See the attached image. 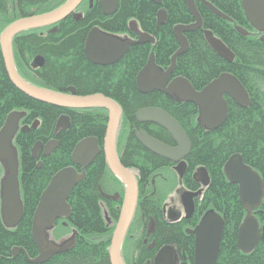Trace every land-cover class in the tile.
Masks as SVG:
<instances>
[{
	"label": "trees",
	"instance_id": "trees-1",
	"mask_svg": "<svg viewBox=\"0 0 264 264\" xmlns=\"http://www.w3.org/2000/svg\"><path fill=\"white\" fill-rule=\"evenodd\" d=\"M65 1L32 0L30 7L39 6L43 12L50 11ZM203 1L249 30L240 0ZM194 3L202 27L184 33L188 50L176 58L173 77L186 79L199 91L221 74L227 73L236 78L250 101L248 108L241 109L224 96L228 104L227 119L219 129L207 131L199 126L198 109L193 104L178 101L158 91L140 94L136 89L135 77L146 64L150 52H153L155 64L161 70H166L178 49L173 35L174 27L195 22L184 0H162L159 6L148 0H119L118 9L112 16H104L95 4L85 10L79 21L72 17L61 21L54 35L47 34L48 37L40 38L27 31L23 34L32 36H19L21 38L15 40L23 61L27 63L33 55L41 54L46 59V65L43 74L36 78L24 70L20 72L24 79L35 86L62 93L74 87L78 96L102 94L120 106L122 115L117 133L122 139V154L119 161L125 168L140 170L141 195L143 185L152 178L161 160L145 151L136 141L134 134L138 129L150 136L154 134L148 132L145 126L137 125L134 115L148 107L166 112L178 122L191 142L187 156L189 168L196 170L204 167L208 172L210 183L203 191L201 209L204 213L216 212L224 220L216 264H264V247L261 244L250 254L244 255L236 247L237 230L245 212L238 200L237 187L230 185L221 171L231 155H241L243 162L260 174L264 194V44L256 36L238 33L231 23L222 20L200 0H194ZM160 9L166 12L167 19L157 29ZM10 23L11 19L5 22L0 19V32ZM95 26L102 32L124 35L130 39L136 38L133 30L137 27L153 37L155 42L153 45L131 46L124 57L111 66H94L85 58L84 42L88 31ZM205 30L210 31L234 54L233 63L223 61L212 52L203 38ZM13 111L21 113L20 122L23 125L30 126L38 121V126L27 131L19 130L12 141L18 153L23 214L19 223L9 228L2 222L0 213V264H28L24 254L29 258L38 254L31 238V221L40 195L56 172L73 166L71 153L79 141L87 137L96 138L102 150L107 113L103 109L67 110L30 99L9 82L0 54V129L6 116ZM61 115L69 116L70 126L54 136V124ZM53 138L57 139L58 147L51 156L40 158L42 166L37 168V160L31 155L32 147L37 142L47 143ZM74 168L78 171L77 167ZM107 173L104 157L100 153L86 171V177L69 195L67 203L71 214L67 228L57 229L56 237L48 231L49 240L62 244L71 238L70 229H78L75 246L66 253L53 256L45 264H109L107 249L112 230L104 226L98 191ZM3 175L4 168L0 163V177ZM150 215L156 218L152 204L141 201L138 219L144 217L147 220ZM15 247L20 248L21 252L12 257L11 251Z\"/></svg>",
	"mask_w": 264,
	"mask_h": 264
},
{
	"label": "water",
	"instance_id": "water-1",
	"mask_svg": "<svg viewBox=\"0 0 264 264\" xmlns=\"http://www.w3.org/2000/svg\"><path fill=\"white\" fill-rule=\"evenodd\" d=\"M82 1L66 0L62 5L49 12L13 21L0 34V54L10 83L30 99L67 110L104 109L107 111L102 147L105 162L110 172L122 182L125 188L118 222L110 240L108 261L109 264H123L120 259V249L135 211L138 188L136 178L120 164L116 153L115 140L122 114L121 108L113 100L102 94L78 96L73 88H68L65 93H62L30 85L18 76L13 60L12 40L15 36L26 31L53 26L69 16H73L75 19L79 18L75 15V10ZM148 1L157 6L162 2V0ZM200 1L221 19H227L213 6L203 0ZM184 3L195 22L188 26L174 27L178 50L171 58L170 66L166 70H161L155 64L153 52L150 53L145 66L136 77V88L140 94L158 91L178 101L193 104L198 109V124L208 131H213L227 119L228 109L224 96L242 108L248 106L249 100L240 83L227 73L221 74L201 91H195L190 83L182 77L171 78L176 69V58L188 49L184 33L202 27V21L196 10L194 0H184ZM240 4L251 28L257 34L262 33L259 39L264 43V0H240ZM98 5L104 16H111L117 11L119 0H98ZM166 19V12L160 9L157 13V25H163ZM133 31L137 35L135 40L123 39L102 32L97 27L91 28L84 43V53L87 60L94 65H113L123 58L131 46L154 44V39L139 31L137 27ZM238 31L243 33L241 29ZM203 34L214 54L226 62H232V53L220 40L210 31H204ZM41 65L42 60L40 58H36L32 63L34 68ZM135 117L140 123H152L161 127L175 143V147H168L140 131L135 135V138L146 151L174 163L180 162L189 154L191 146L188 137L168 114L160 109L144 108L139 110ZM21 118V113L17 111L9 113L0 129V163L4 168L0 190V213L2 222L9 228L15 227L23 214L18 187L17 152L12 145L15 134L19 130H27L26 127H19ZM68 127L69 118L64 115L60 116L54 127V135ZM57 144L55 140L44 146L37 142L31 149L32 158L36 159L41 147L44 148V154L49 155L56 149ZM99 153L100 148L97 139L93 137L84 138L74 146L71 153L72 165L80 167L81 172L78 173L73 166H70L59 170L51 177L47 187L40 195L32 217L31 238L38 251V256L33 260L26 257L28 263L43 264L54 255L66 253L73 247L75 235L62 244H56L48 239V231L54 227L57 220L69 217L71 213L67 203L69 195L75 186L84 179L85 169ZM183 166L184 162L178 164V167ZM223 173L229 184L237 186L239 201L246 213L242 224L239 226L237 247L243 254H249L256 247L259 238L264 245V227L260 230L258 222L253 216V211L264 202L263 184L258 174L244 164L239 154L230 156L224 165ZM194 180H199L206 186L208 184L206 171L204 169L199 170L194 175ZM198 194L200 192L185 194L184 203L188 215L192 214L194 208L192 198ZM223 230V219L216 212L208 211L194 229L187 232L193 235L195 239L193 264H216ZM150 231L151 227L149 228ZM170 249V247L163 248L156 256L154 264H172L173 253ZM18 251L19 249H13V255Z\"/></svg>",
	"mask_w": 264,
	"mask_h": 264
},
{
	"label": "flooded vegetation",
	"instance_id": "flooded-vegetation-1",
	"mask_svg": "<svg viewBox=\"0 0 264 264\" xmlns=\"http://www.w3.org/2000/svg\"><path fill=\"white\" fill-rule=\"evenodd\" d=\"M31 3H32V0H0V16L2 17L0 19L4 22L7 19H11V23H12L13 21L17 19L28 17L34 13L46 12V11L43 12V10L39 8V6L30 7ZM95 4L99 7L98 0H83L80 6L75 11L76 12L75 15L78 16L79 18L75 19L73 16H69V17H72V19H74L75 21H79L80 19H82L85 10L87 11V9L91 8ZM59 23L53 26H48V27H44L41 29L31 30L32 32H29V33L36 34L40 38H46L48 37L47 34L54 35L57 33ZM26 32H23V33H26ZM23 33L18 34L12 40V52H13L14 66L18 70H21V71L24 70V72H28L29 75L31 76L43 74V68L46 65L45 57L41 54H35L26 63L23 61L18 48L15 46V40L21 38L19 36L27 35ZM253 34L260 38L262 33L257 34L254 31ZM29 36H32V35H28L26 36V38ZM118 36L122 37L121 35H118ZM36 58H40L42 60V65L34 68L32 67V63ZM89 63L92 64L91 62ZM94 66H100V65H94ZM108 66H111V65H108ZM100 67H106V66H100ZM148 108H152V107H148ZM64 116H67L69 118L68 115H64ZM56 121H55V124H56ZM35 122L36 124H34ZM35 122L31 124L30 126L23 125L22 122H20L19 125H20V128L26 127L27 130L36 129L38 126V121H35ZM55 124H54V127H55ZM69 126H70V118H69ZM119 126H120V123H119ZM145 127L148 132L154 134L152 136L147 134L151 138L155 139L156 141L168 147H171V148L175 147L174 141H172L170 137H167L166 134L162 132L163 131L162 129H161L162 131L158 130L160 128L155 125H153V127L146 125ZM27 130H24V131H27ZM53 135H54V128H53ZM119 137L120 136L118 132L117 137H116V141H117L116 153H117V156H119L118 158H120L122 154V144H121L120 150L118 151V144H120L119 141L122 140ZM52 140L57 141V139L55 138L51 139L50 141ZM47 143H42V145L44 146ZM57 147H58V144H57ZM54 151H52L49 155H45L44 148L41 147L36 157L37 167L40 168L42 166V161L40 160V158L49 157L52 155ZM155 157L160 158L161 161H158V166L155 167L154 173L151 178V185L152 184L155 185L157 183H162V184L170 183L173 189L170 191L169 195L166 196L164 201L158 207L156 218L153 219L151 231L149 232V229L147 228L148 222L143 223V221L140 222V219H138L139 218L138 216L139 203L144 200H147V202L149 201V199L146 196L141 195V192L139 190L141 186L140 182L142 179L140 170L135 169V168H130V169L127 168L136 178L137 187H138V196H137L136 208H135L132 220L130 222V225L128 227V230L126 232V235L121 245V249H120L121 261L123 264H154V260L156 258V255L159 253V251L162 248L170 247L171 248L170 250L173 253L172 254V264H193L194 263L193 260H194L195 239H194V236L191 234H188L187 231H192L194 227L199 223L202 216L205 214L203 212V209H201V206H200V201L202 199V195H203V191L205 187L199 181L194 180V175L196 174L195 173L196 171L189 168L187 156L181 160L184 162L183 167H178L179 162L174 163V162H171L169 160L163 159L158 156H155ZM77 169L78 171L76 169L75 170L78 173H80L81 168L77 167ZM18 176H19V164H18ZM122 190H123L122 184L116 178H114V176L109 171L106 175V179H105L103 186L102 185L98 186V191H99V196H100V201H99L100 210L103 216H106L107 218L111 220L110 226H112L115 222H117L119 218L120 207H121V203L123 199ZM190 192L191 193L200 192V194L192 198L194 208H193L192 214L188 215V211L184 203V197H185V194L190 193ZM263 206H264V202H262L261 205L256 210L253 211V216L256 218L258 222L260 230L264 227V221H263L264 208ZM150 218L151 217H149L148 219L151 220L152 218L151 219ZM68 222L69 220H67L66 224L63 225V221H60V220L56 221L53 227L54 230L50 231L51 235L56 237L55 231L59 229V227L67 228ZM108 226H107V229H109L110 227ZM136 228H138V231L135 233ZM70 232H71V238L75 235V243H76V237L78 236V229L76 228L73 230L70 229ZM75 243L73 247L75 246ZM259 244L262 245L261 238L258 239L256 247ZM20 252L21 250L16 252L15 255L12 254V257H15ZM58 255H61V254H58Z\"/></svg>",
	"mask_w": 264,
	"mask_h": 264
},
{
	"label": "bare ground",
	"instance_id": "bare-ground-1",
	"mask_svg": "<svg viewBox=\"0 0 264 264\" xmlns=\"http://www.w3.org/2000/svg\"><path fill=\"white\" fill-rule=\"evenodd\" d=\"M55 9V8H54ZM241 10H242V7H241ZM51 11V10H50ZM46 12H49V11H46ZM46 12H44V13H46ZM42 13V12H41ZM41 13H34V14H32V15H30V16H37V15H41ZM242 13H243V10H242ZM43 14V13H42ZM243 16H244V19H245V21H246V23H247V25H248V27H249V30H247V29H245V28H243V27H241L240 25H237L232 19H230L229 17H227V16H225L227 19H222V20H225V21H227V22H229V23H231L232 24V26H233V29H235L238 33H241V34H243V35H245V36H247V35H250V36H256V35H254L253 34V32H254V30L251 28V26L249 25V23L247 22V19H246V17H245V15H244V13H243ZM165 24V23H164ZM163 24V25H164ZM163 25H157V21H156V27H157V29H159L161 26H163ZM176 27V26H175ZM200 29V28H199ZM238 29H241V30H243V33L242 32H240V31H238ZM4 30V29H3ZM2 30V31H3ZM197 30V29H196ZM1 31V32H2ZM195 31V30H194ZM205 31H208V30H205ZM1 32H0V34H1ZM192 32V31H191ZM146 34V33H145ZM148 35V34H147ZM173 35H174V31H173ZM148 36H150V35H148ZM151 37V36H150ZM175 37V36H174ZM256 37H258V36H256ZM153 38V37H152ZM203 38H204V34H203ZM154 39V38H153ZM176 39V38H175ZM258 39H259V37H258ZM219 40V39H218ZM260 40V39H259ZM204 41H205V38H204ZM154 42H155V39H154ZM260 42H262L261 40H260ZM188 43V42H187ZM205 43L207 44V42L205 41ZM263 43V42H262ZM264 44V43H263ZM207 46H208V44H207ZM224 46L226 47V45L224 44ZM209 47V46H208ZM227 48V47H226ZM228 49V48H227ZM178 50V49H177ZM188 50V49H187ZM229 50V49H228ZM230 51V50H229ZM231 52V51H230ZM151 53V52H150ZM176 53V52H175ZM232 53V52H231ZM232 55H233V60H232V62H230V63H233V61H234V59H235V56H234V54L232 53ZM224 61V60H223ZM226 62V61H225ZM227 63H229V62H227ZM145 66V65H144ZM143 66V67H144ZM142 67V68H143ZM141 68V69H142ZM141 69H140V71H141ZM15 70H16V72H17V74H18V76L24 81V82H26V83H28V84H30V85H34L32 82H30V81H28V80H26V79H24L23 78V76H22V74H21V72H20V70H18V69H16L15 68ZM5 71V70H4ZM139 71V72H140ZM138 72V73H139ZM175 72V71H174ZM174 72H173V74H174ZM6 73V72H5ZM138 73H137V75H138ZM173 74H172V76H171V78H175V77H173ZM137 75H136V77H137ZM230 75V74H229ZM7 76V75H6ZM34 78H36L37 77V75L36 76H33ZM136 77H135V82H136ZM233 77V76H232ZM235 78V77H234ZM7 79H8V77H7ZM236 79V78H235ZM10 82V81H9ZM13 86V85H12ZM14 87V86H13ZM15 88V87H14ZM70 88H73L74 89V87H70ZM16 89V88H15ZM194 89V88H193ZM203 89V88H202ZM201 89V90H202ZM75 90V89H74ZM195 90V89H194ZM201 90H199V91H201ZM195 91H197V90H195ZM21 93V92H20ZM246 94H247V92H246ZM93 95V94H92ZM87 96H89V95H87ZM247 96H248V94H247ZM248 100H249V96H248ZM231 102H233L232 100H231ZM116 103V102H115ZM117 104V103H116ZM233 104L234 105H236L237 107H239V108H241V109H246V108H248L249 107V105H250V101H249V104H248V106L246 107V108H242V107H240L239 105H237L236 103H234L233 102ZM119 106V105H118ZM120 107V106H119ZM152 108H155V107H152ZM155 109H159V108H155ZM227 109H228V104H227ZM104 110V109H103ZM141 110V109H140ZM161 110V109H160ZM106 111V110H105ZM138 112V111H137ZM136 112V113H137ZM164 112V111H163ZM106 113H107V111H106ZM136 113H135V115H134V119H135V122H136V124L137 125H139V126H150V127H153V125L154 124H152V123H140V122H138L137 120H136ZM166 113V112H165ZM167 114V113H166ZM198 116H199V114H198ZM172 118V117H171ZM173 119V118H172ZM176 121V120H175ZM226 121V120H225ZM177 122V121H176ZM197 122H198V118H197ZM107 123V122H106ZM178 123V122H177ZM225 123V122H224ZM223 123V124H224ZM222 124V125H223ZM179 125V124H178ZM221 125V126H222ZM155 126H157V125H155ZM180 126V125H179ZM200 126V125H199ZM220 126V127H221ZM157 127H159V126H157ZM181 127V126H180ZM220 127H218L217 129H219ZM160 129H162L161 127H159ZM203 128V127H202ZM165 133H166V136L167 137H170V135L164 130V129H162ZM206 130V129H205ZM216 130V129H215ZM140 131H143V130H140V129H138L137 131H136V133L134 134V137H135V135L137 134V133H139ZM208 131V130H207ZM143 132H145L146 134H148L146 131H143ZM149 136V135H148ZM116 137H117V133H116ZM150 137V136H149ZM104 139V138H103ZM136 139V138H135ZM170 139H172L171 137H170ZM189 140V139H188ZM137 141V140H136ZM172 141H173V139H172ZM189 142H190V140H189ZM116 144H117V141L115 140V147H116ZM190 146H191V142H190ZM173 148V147H172ZM191 150V149H190ZM100 153H102V155H103V157H104V161H105V156H104V153H103V149L102 150H100ZM100 153L94 158V160L92 161V163L85 169V172H84V178L86 177V171L90 168V166H92V164L94 163V161H95V159L100 155ZM190 153V152H189ZM189 155V154H188ZM187 155V156H188ZM232 156V155H231ZM241 156V155H240ZM117 157H119V156H117ZM186 157V156H185ZM230 158V157H229ZM228 158V159H229ZM227 159V160H228ZM34 160H36V159H34ZM227 160L225 161V163L227 162ZM120 162V161H119ZM180 162H183V161H180ZM179 162V163H180ZM225 163L223 164V166H222V169H221V171H222V174L224 175V173H223V169H224V165H225ZM105 164H106V162H105ZM121 164V163H120ZM245 165H247L246 163H244ZM122 165V164H121ZM107 166V165H106ZM247 166H249V165H247ZM251 169H253L251 166H249ZM38 168V167H37ZM107 169H108V167H107ZM201 169H204L205 171H206V175H207V177H208V184L206 185V186H204L202 183H201V181H199V180H196V181H199L205 188L209 185V183H210V178H209V175H208V172H207V170L204 168V167H198V168H196V170H194V171H196L195 173H197L199 170H201ZM254 170V169H253ZM108 171L110 172V170L108 169ZM257 174H258V176L260 177V179H261V176H260V174L256 171V170H254ZM111 173V172H110ZM112 174V173H111ZM113 175V174H112ZM114 176V175H113ZM225 177V176H224ZM114 178H116L115 176H114ZM117 179V178H116ZM121 184H122V182L119 180V179H117ZM261 181H262V179H261ZM1 182H2V178L0 177V187H1ZM231 185V184H230ZM234 186H236V185H234ZM18 187H19V192H20V184H19V176H18ZM237 187V186H236ZM122 188H123V190H122V198H123V196H124V192H125V188H124V185L122 184ZM138 188V187H137ZM140 189H141V186H140ZM139 189V190H140ZM173 189V187H172V185L170 184V183H157V184H155V185H151V179L150 180H148L144 185H143V187H142V193H143V195L144 196H146L148 199H149V203L150 204H152V208L154 209V211L156 212V214H157V211H158V207L161 205V203L164 201V199L166 198V196L167 195H169V193H170V191ZM237 195H238V189H237ZM137 196H138V192H137ZM21 199V198H20ZM238 200H239V195H238ZM145 201H147V200H145ZM263 201H264V194H263ZM21 203H22V201H21ZM136 203H137V201H136ZM239 203H240V201H239ZM122 204V203H121ZM241 205V204H240ZM22 208H23V206H22ZM121 208V207H120ZM136 208V207H135ZM243 209V208H242ZM244 211V210H243ZM71 214V213H70ZM204 214V213H203ZM246 214V213H245ZM245 214H244V216H243V218H242V221H241V223H240V225L242 224V222H243V219H244V217H245ZM69 217H70V215H69ZM69 217H67V218H63V219H59L60 221H63V225H65L66 224V221L69 219ZM101 217H102V220H103V223H104V226H105V228H107V226L109 225L110 226V219L109 218H107L106 216H103L102 215V213H101ZM149 217H151V215L149 216ZM148 217V218H149ZM152 218V219H151ZM150 219L151 220H149V219H147V220H144L145 218L144 217H141L140 218V222L141 221H143V223H147L148 222V224H147V228L149 229L151 226H152V223H153V217H151ZM58 221V220H57ZM224 221V220H223ZM32 222V221H31ZM117 222H118V220H117ZM117 222H115L112 226H108L109 227V229H111L112 231V233H113V231H114V229H115V227H116V225H117ZM225 225V224H224ZM239 225V226H240ZM61 227H59V229H60ZM128 230V229H127ZM238 230H239V227H238ZM238 230H237V234H238ZM138 231V228H136L135 229V233ZM188 232V231H187ZM112 233H111V236H110V240H111V237H112ZM110 240H109V245H110ZM262 246L264 247V245L262 244ZM236 247H237V241H236ZM16 248V247H15ZM15 248H13V249H15ZM13 249H12V251H13ZM16 249H19V251L21 250L20 248H16ZM163 249V248H162ZM161 249V250H162ZM237 249H238V247H237ZM108 250H109V246H108V249H107V254H108ZM160 250V251H161ZM239 250V249H238ZM11 251V253L13 254V252ZM159 251V252H160ZM38 252V251H37ZM239 252H241L240 250H239ZM159 254V253H158ZM157 254V255H158ZM241 254H243L242 252H241ZM250 254V253H249ZM156 255V256H157ZM244 255V254H243ZM24 256H25V259H26V257L29 259V260H33V259H35L37 256H38V254L36 255V257H34V258H29L26 254H24ZM121 259V258H120ZM27 260V259H26ZM194 261V260H193ZM122 262V261H121ZM250 262H251V260H250Z\"/></svg>",
	"mask_w": 264,
	"mask_h": 264
},
{
	"label": "rangeland",
	"instance_id": "rangeland-1",
	"mask_svg": "<svg viewBox=\"0 0 264 264\" xmlns=\"http://www.w3.org/2000/svg\"><path fill=\"white\" fill-rule=\"evenodd\" d=\"M120 142V144H118V151L120 150V148H121V144H122V140L121 141H119ZM14 147V146H13ZM15 148V147H14ZM16 150V149H15ZM17 152V151H16ZM18 154V153H17Z\"/></svg>",
	"mask_w": 264,
	"mask_h": 264
}]
</instances>
